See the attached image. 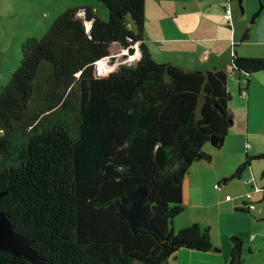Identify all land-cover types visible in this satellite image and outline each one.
<instances>
[{
	"label": "trees",
	"instance_id": "1",
	"mask_svg": "<svg viewBox=\"0 0 264 264\" xmlns=\"http://www.w3.org/2000/svg\"><path fill=\"white\" fill-rule=\"evenodd\" d=\"M99 1L107 19L68 7L42 37L27 38L0 87V210L35 257L1 249L0 264H173L181 248H215L201 224L176 231L173 221L192 163L210 160L206 143L233 125L227 72L156 61L144 40L146 0ZM136 43V63L102 74L101 61ZM232 66L247 94L264 58L234 49ZM255 158L264 153L247 154L232 176ZM140 186L145 220L161 210L156 230L133 229L120 210ZM230 240L227 264H242L244 239Z\"/></svg>",
	"mask_w": 264,
	"mask_h": 264
},
{
	"label": "crops",
	"instance_id": "2",
	"mask_svg": "<svg viewBox=\"0 0 264 264\" xmlns=\"http://www.w3.org/2000/svg\"><path fill=\"white\" fill-rule=\"evenodd\" d=\"M10 1L28 2L34 6L20 14L12 9ZM239 3L238 0H146L144 40L148 50L158 62L187 68H220L230 60L229 51H232L228 34L233 26L224 16L226 6L231 7L235 25L237 22L243 24L241 30L248 26L247 19L259 8V0H242L245 5L241 4V14ZM87 5L103 19L104 9L108 14L106 6L99 0H9L7 11L0 2V49L4 54L0 67L16 68L25 39L42 36L68 7ZM36 21L38 24H34ZM216 27L220 29L214 30ZM250 30L246 31L247 38L241 39L242 47L235 46L237 53L264 58V9L252 22ZM234 32L240 35L237 28ZM139 46L135 47L134 54L123 59V64L132 65L141 58L137 52ZM259 86H264V76L255 80V87ZM249 92L248 89L247 94L240 93L246 97L247 106ZM228 136L220 146L206 143L210 160L197 159L192 163L182 184L184 210L173 221L176 231L192 223L201 224L209 232L215 248L207 252L181 248L171 258L173 264H227L231 256L229 237L232 233L241 236L245 242L242 264H264V175L260 182L261 174L251 163L239 176H232L247 154L264 153V146L250 143L249 128L238 134L237 147L225 143ZM260 168L262 170L263 165ZM251 190L260 211L249 212L242 208L249 201L245 194Z\"/></svg>",
	"mask_w": 264,
	"mask_h": 264
},
{
	"label": "rangeland",
	"instance_id": "3",
	"mask_svg": "<svg viewBox=\"0 0 264 264\" xmlns=\"http://www.w3.org/2000/svg\"><path fill=\"white\" fill-rule=\"evenodd\" d=\"M234 1H237V0H234ZM0 2L4 3L5 10L7 11L9 0H0ZM10 3H11L12 9L15 12H18L20 14L25 13L26 11H28V9H30L34 6L32 4H29L28 2H12V1H10ZM244 5L245 4H243V6ZM243 6H241V4L239 3V8H240L241 14L243 13L242 12ZM35 7H36V5H35ZM12 13H13V11H12ZM106 14L107 13L104 9V11L102 12V15H104L105 19L108 18V14L107 15ZM224 14H225V12H224ZM251 17H252V15L247 19L249 24H248V26L246 25L245 29H243V30H241L243 24L237 22L235 25L233 20H231V21L227 20L230 23V25L233 26L232 28L229 27L230 29H229V34H228L230 42H231L232 51H229L230 60L228 62H225L220 67L227 72L228 86H229V89L232 93V100H231L230 104H231V109L234 113V120H233V125L230 129V132H229V136L226 138V141H225V143L227 142V144H229L232 148L237 147L238 140H239L238 134L241 133L243 130L247 131V128H249V133H250V140L249 141H250V143H252L253 146L254 145L255 146L256 145H258V146L263 145L264 146V86L255 87V80H257V79L260 80L264 76V70L260 71L258 73H254L252 75V80H251L252 82H251V85L249 88L250 92H249V99H248V106H247L246 97L244 95L240 94V92H239L240 86L243 88L245 87L246 78L242 77L240 79L238 73L236 71H234L232 63H231L232 62V54H233V50L235 49V46L240 45V42H241V39H242L244 32H246L248 29H249V31H251L250 30V25H252ZM34 24H38V21L34 22ZM236 28H237L238 32H240V35L238 33H236V35H235L234 29H236ZM219 29H220L219 27H216L214 30H219ZM42 36H40V37H42ZM2 38H4V37H2ZM242 45L243 44H241L239 47H242ZM4 46H6V43ZM3 56H4V54L2 53V51L0 49V60L2 59ZM120 57H121V55H119V62L122 59L126 60L128 57V54L124 55L121 58ZM20 58H21V54H20ZM230 63H231V65H230ZM100 68H101V72L103 75L108 74L110 71L109 68L108 67L106 68V66L104 64H100ZM14 70H15V68L7 69V68L0 67V87H2L3 85L8 83V81L10 80ZM251 163H253L254 164L253 167L260 172V174H261L260 182H261L262 175H264V159L263 158L253 159ZM262 165H263V168L261 170L260 167ZM256 166H258V167H256ZM251 168H252V166H251ZM263 178H264V176H263ZM262 187L263 186H261V188ZM262 192L263 191H261V193ZM262 194L264 196V193H262ZM229 241L231 243L230 237H229ZM231 246H232V243H231Z\"/></svg>",
	"mask_w": 264,
	"mask_h": 264
},
{
	"label": "water",
	"instance_id": "4",
	"mask_svg": "<svg viewBox=\"0 0 264 264\" xmlns=\"http://www.w3.org/2000/svg\"><path fill=\"white\" fill-rule=\"evenodd\" d=\"M238 1L242 4V0ZM263 9L264 0H259V8L252 14L251 17L252 22L255 21L256 17ZM90 24L91 22H88V25ZM223 141L224 138L212 137L211 139V143L215 146H220ZM148 199L147 188L143 186L132 190L122 199L120 210L127 217L133 229L142 227L156 230L155 223L161 214V210L158 208L150 221L145 220L143 216V207ZM28 244L29 243L25 242V240L18 233H15L12 224L5 216L4 212L0 210V249H9L19 256L33 260L35 257L33 256Z\"/></svg>",
	"mask_w": 264,
	"mask_h": 264
},
{
	"label": "built area",
	"instance_id": "5",
	"mask_svg": "<svg viewBox=\"0 0 264 264\" xmlns=\"http://www.w3.org/2000/svg\"><path fill=\"white\" fill-rule=\"evenodd\" d=\"M80 14H83L84 15V11H82ZM225 18L227 20H230L232 19V10H231V7L230 5H227L226 8H225V14H224ZM138 43L135 44V46H137ZM122 55L125 54V51L121 52ZM123 63V59L119 62V57L117 59L114 60V62H110L109 60L105 59L103 61L100 62V64H104L106 66V68L108 67L109 68V72L113 71L116 69V67H118L120 64ZM116 66V67H115ZM247 146L248 148L251 147L250 143L248 142L247 143ZM257 190H261L260 188H257ZM246 198L249 199V203L247 204L248 208L250 210H254V211H257V210H261L260 207L257 206L256 202L252 201L253 200V195H254V192L251 190L249 192H247L246 194Z\"/></svg>",
	"mask_w": 264,
	"mask_h": 264
},
{
	"label": "bare ground",
	"instance_id": "6",
	"mask_svg": "<svg viewBox=\"0 0 264 264\" xmlns=\"http://www.w3.org/2000/svg\"><path fill=\"white\" fill-rule=\"evenodd\" d=\"M135 47H136V46L134 45V50H133V52H130V51L127 50V49L122 50V52L125 51V54H124V55H126V54H128V55H132V54H134V52H135ZM137 52L140 53L141 56H142V51H141V48H140V47L137 48ZM119 55H121V57L124 56V55H122L121 53H120ZM119 55H118V56H119ZM121 57H120V58H121Z\"/></svg>",
	"mask_w": 264,
	"mask_h": 264
}]
</instances>
